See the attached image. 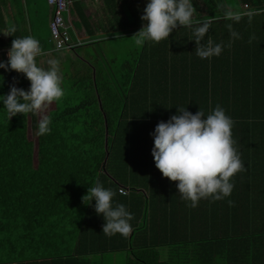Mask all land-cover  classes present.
Wrapping results in <instances>:
<instances>
[{
    "label": "trees",
    "instance_id": "trees-1",
    "mask_svg": "<svg viewBox=\"0 0 264 264\" xmlns=\"http://www.w3.org/2000/svg\"><path fill=\"white\" fill-rule=\"evenodd\" d=\"M243 3L258 12L251 22L222 18ZM194 7L213 21L201 43H221L219 56L200 59L191 29L181 27L123 60L78 61L73 93L47 113L45 135H37L36 115L8 119L0 107V264H264V0H194ZM143 23L131 17L130 28ZM228 24L239 33L234 44ZM12 39L0 37V46ZM0 75L2 94L13 83L29 87L22 73ZM183 106L205 115L222 107L246 169L231 178L230 196L196 207L150 152L157 122ZM97 180L133 214L128 237L106 236L103 218L82 202Z\"/></svg>",
    "mask_w": 264,
    "mask_h": 264
},
{
    "label": "clouds",
    "instance_id": "clouds-1",
    "mask_svg": "<svg viewBox=\"0 0 264 264\" xmlns=\"http://www.w3.org/2000/svg\"><path fill=\"white\" fill-rule=\"evenodd\" d=\"M257 14L256 10L226 9L222 18L239 23L247 17L251 22ZM140 19L144 23L132 35L137 46L168 40L170 33L183 27L191 29L189 39L195 42L196 55L200 59L219 56L223 51L221 43L213 44L211 40L201 43L213 21L196 16L194 0H147ZM227 27L231 37L239 39V33L232 30V25ZM16 32L17 28L11 24L6 30H0V34L13 37L6 52L7 60H0V69L22 73L29 81V87L25 90L12 84L6 94L0 93V107L6 111L8 119L17 114L43 113L65 94L59 60L51 58L46 62L47 67L41 66L38 58L44 52L40 41L31 35L15 36ZM2 81L0 75V84ZM50 124L51 117L42 115L37 135L48 134ZM233 125L234 121L220 106L207 115L199 109L192 113L183 106L176 107L175 113L167 120L157 122L150 133L153 141L150 152L155 167L163 177L176 182L178 194L183 200L190 201L191 207H196L201 199L221 200L230 196L234 187L231 178L246 170L235 147ZM115 196L113 190L97 180L94 186L87 188L82 202L93 207L103 218L101 231L106 236L119 234L128 237L132 232L130 221L133 214L123 203L115 202Z\"/></svg>",
    "mask_w": 264,
    "mask_h": 264
},
{
    "label": "crops",
    "instance_id": "crops-1",
    "mask_svg": "<svg viewBox=\"0 0 264 264\" xmlns=\"http://www.w3.org/2000/svg\"><path fill=\"white\" fill-rule=\"evenodd\" d=\"M235 1L241 2V0ZM146 2L147 0H74L70 7L71 36L74 40L78 39L82 42L80 46L98 42L111 41L113 43L118 39L131 36L140 28H137V30L130 28V19L134 16L141 17ZM245 4L247 3L240 5V11L253 9L249 6L250 4H247L248 9H245ZM21 7L23 8L22 12ZM49 20L50 7L45 0H20L19 3H14L13 0H0V30H6L10 24L15 25L17 28L16 36L31 35L40 41L41 46H47L46 50L52 47L49 41ZM0 37L5 42L9 36L0 34ZM232 41L234 44L235 39H232ZM9 47L2 48V45L0 46V60H7L6 52ZM76 49L61 52L49 50L43 57L45 59V57L52 56L58 59L62 68L63 66L66 67L64 63H69V61L73 64L78 61L84 62L86 59L89 61L94 60L93 55L95 54L89 50L84 51L82 55L76 53V57ZM49 54L51 56H48ZM107 54L108 52L101 53L106 60ZM44 62L47 61L44 60ZM38 63L42 66L40 57ZM2 70L4 72V69ZM61 74L63 79V71H61ZM53 105L52 109L55 108V102H53Z\"/></svg>",
    "mask_w": 264,
    "mask_h": 264
},
{
    "label": "rangeland",
    "instance_id": "rangeland-1",
    "mask_svg": "<svg viewBox=\"0 0 264 264\" xmlns=\"http://www.w3.org/2000/svg\"><path fill=\"white\" fill-rule=\"evenodd\" d=\"M134 40H135V36H127L125 37L124 39L121 38V39H118L117 41L111 43V41L109 42H106V43H94V44H86V45H83L81 47H77L76 51H75V54L76 53H79L80 55H82L84 53V51L86 50H89L91 52H93L95 55H94V60L97 61V63H103L105 62L103 59L104 57L101 55V53H106L108 52V54L106 56L107 57V60L108 59H111L113 57L117 58L118 60H123L124 58H127L129 56L130 53L134 54L135 52H139V50L142 49L143 46H137L135 43H134ZM149 44V42H148ZM104 47H106V49H104ZM114 47V49H113ZM102 49V50H101ZM101 51V53H100ZM101 55V56H100ZM44 56V55H43ZM41 56L40 58L42 59V66L43 67H47V63L44 62V60H48L50 58H54L52 57L50 54L48 56H51V57H44ZM100 56V57H99ZM76 57H77V54H76ZM99 58V60H98ZM46 63L45 65L43 64ZM68 63H64V65H67ZM60 66V70L63 71V73H65V76H64V79H63V85L65 87H67L66 89V95H69L70 93L72 94V86L69 87V85L71 84V81L73 78H69V76H73L75 70H78L81 68V65L77 62H74L73 64L70 63L68 65V67H64L62 68V66L59 64ZM74 69V70H73ZM68 81V84L67 82ZM15 84L16 86V83H13ZM53 103L48 106V108H46L43 113H39V114H36L37 116V119L40 120L41 116L42 115H47V113L50 111V109L53 108ZM30 122H31V118H29V126H28V136L31 140H33L34 142L36 141V137L34 135V133L32 132V129L30 128Z\"/></svg>",
    "mask_w": 264,
    "mask_h": 264
},
{
    "label": "built area",
    "instance_id": "built-area-1",
    "mask_svg": "<svg viewBox=\"0 0 264 264\" xmlns=\"http://www.w3.org/2000/svg\"><path fill=\"white\" fill-rule=\"evenodd\" d=\"M74 0H47L50 7V20H49V41L52 44L50 51H71L78 46L82 45V42L78 39L74 40L71 36L72 23L70 19V7ZM248 5L245 4L244 8L248 9ZM49 50L43 51L44 54ZM118 192L127 195L129 189L120 186Z\"/></svg>",
    "mask_w": 264,
    "mask_h": 264
}]
</instances>
